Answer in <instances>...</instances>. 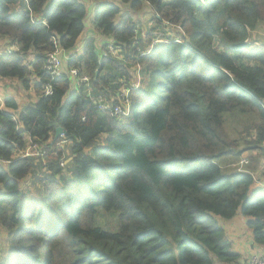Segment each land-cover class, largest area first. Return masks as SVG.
<instances>
[{
    "label": "trees",
    "instance_id": "obj_1",
    "mask_svg": "<svg viewBox=\"0 0 264 264\" xmlns=\"http://www.w3.org/2000/svg\"><path fill=\"white\" fill-rule=\"evenodd\" d=\"M88 1L0 0V40L20 47L0 58V79L38 99L23 107L0 95V160L11 162H0V227L10 234L0 264H241L217 218H247L264 247V184L247 170L224 175L217 161L264 157V43L252 40L264 0L100 1L96 32L123 46L120 58L92 39L79 47ZM147 8L186 42L141 57L152 37L136 44L134 15ZM56 44L77 57L53 81L45 65ZM140 64L149 81L131 93V115L98 111L94 97H117ZM71 69L90 82L74 89ZM226 119L241 125L234 136ZM59 127L66 135L53 142ZM30 147L46 156L20 157Z\"/></svg>",
    "mask_w": 264,
    "mask_h": 264
},
{
    "label": "built area",
    "instance_id": "obj_2",
    "mask_svg": "<svg viewBox=\"0 0 264 264\" xmlns=\"http://www.w3.org/2000/svg\"><path fill=\"white\" fill-rule=\"evenodd\" d=\"M102 1H105V0H102ZM199 1L201 4L206 3V0H199ZM153 18H159V17L155 13ZM153 18L151 20L153 24H150L151 31L150 33H146L145 35L143 33L144 28H141L139 24H136L137 25V31H136L137 37L135 40L136 44L141 39L147 38L149 36L152 37V42L147 47L148 50L141 51L140 53L141 57L148 56L151 53L152 48L157 46L159 43H164V44H169L172 42L182 43L175 36L170 35V33L163 35V37L161 34H158L159 33L158 30L160 28H157V27L161 26L165 30L174 31V29L178 30L176 26L170 24L169 22H163L161 25H158L153 20ZM38 21L39 20L32 17V23L36 24L38 23ZM179 31L181 32V30ZM101 45L105 46L106 52L112 55L113 58H120L122 56V53L124 54L123 46L120 44H117L113 40L108 43L106 42H103V43L100 42L99 44L97 43L98 48H102ZM0 46H2L3 48L5 47L3 51H1L0 49L1 57L4 55L13 54L19 51L20 49V47L17 44L5 38H2L0 40ZM137 51H139V49ZM75 57H77V54L68 53L56 44L55 51L52 53H49L47 56V63L45 65V71L49 74V76L52 77L53 81L60 80L63 78V75L65 74V63ZM139 69H140L139 65L135 67L133 71L137 70V74L131 73L132 77L130 79V82L127 80H123V82H121V88L117 94V97H112L111 101H108L104 99L103 97H97L96 99L94 97V100H95L94 105L98 109V111L103 112V113H109L112 117L119 119V120L128 118L131 115L132 101H131L130 95L132 92L138 91L141 88L142 82H143V73H142V70L140 71ZM69 75L72 77L74 89H78L80 88V86L84 84H88L90 82V78L88 76H81V72L78 69H71L69 71ZM52 93H53V88L51 84H48L47 86L44 87V95L46 97L52 95ZM91 94H92V91H90L89 95ZM1 132H2V127L0 126V133ZM64 136L65 135H62L60 138H64ZM62 143H63V146H60L61 147L60 149H62L65 145L64 144L65 142H62ZM33 149H34L33 147H30L25 152H21L20 157L24 158V157H30V156H35V157L46 156V153L39 154V151L37 150L32 151ZM0 162L2 164H7V165L11 163L9 161H4V160L3 161L0 160ZM247 162L248 160L241 161L240 166H246L248 164ZM244 264H264V254L253 256L248 261H246Z\"/></svg>",
    "mask_w": 264,
    "mask_h": 264
},
{
    "label": "rangeland",
    "instance_id": "obj_3",
    "mask_svg": "<svg viewBox=\"0 0 264 264\" xmlns=\"http://www.w3.org/2000/svg\"><path fill=\"white\" fill-rule=\"evenodd\" d=\"M151 10L150 13H148L147 11V14L144 15V16H147L145 19L143 20H140L138 21L136 24H139V26L141 28H144L143 30V33L144 35L146 33H150L151 31V26L150 24H153V22H151L153 16H154V11L149 8ZM149 15V16H148ZM137 19L139 20V16L137 17ZM88 23L95 27V21H94V16L92 13L89 14V18H88ZM178 30L174 29V31H168V30H165L163 28L159 29L158 30V34H161L162 37L163 35L167 34V33H170V35L172 36H175L180 42H186V40L188 39V34L185 32V30L181 27H178L176 26ZM158 28V27H157ZM90 29V26H86V30H89ZM181 30V32L179 31ZM87 32L85 31L84 35L86 34ZM84 35L82 36L79 44L85 42L83 41L84 39ZM91 35L90 34H87V36L89 37ZM147 40V39H146ZM252 40H254V42H258V43H264V30L262 28H260L256 33H253L252 34ZM146 45V48L148 47L147 43L145 44ZM102 48L105 49V46L104 45H101ZM141 51H143V49H140ZM140 71L144 70L145 67L144 65L140 64ZM133 71V70H132ZM131 71V72H132ZM132 74H137V70L133 71ZM141 75V73H140ZM16 80V81H15ZM10 81H15L16 84H10L9 82ZM149 81V77L145 76L143 74V82H142V86L143 87L145 84H147ZM0 91L10 87L9 89V92L10 93H7V92H3L2 93V102L3 101H7V100H10V97H14V95H16L15 97H17L19 99V101L21 102L22 106L23 107H32L35 105V103L38 101V99H35L33 97V93L32 92H28V91H23L21 90L19 87H20V83L17 79H14V80H1L0 79ZM19 88V89H18ZM226 123H227V128H228V133L232 136L235 135V131L236 130H240L241 128V125L237 124L235 122L234 119H226ZM65 137V136H64ZM107 137V135H104L102 138L103 140ZM60 146H63V143L60 142L58 145H57V148H61ZM242 149H240L241 151ZM258 152V151H257ZM85 153H89V150L87 149ZM68 154V155H67ZM67 154H66V159H63L62 161V164L63 166H66L67 168L69 166H71V163H72V154H71V151H67ZM56 155V154H55ZM256 153L254 152H244V154H242V158L243 160L247 161L246 158L248 160H251L249 161V164L247 166H240V164H236V165H229L228 163H225L224 160H218V164L220 166L223 167L222 169V172L224 175H230L232 174L233 172H236V170H240L242 171L243 169L244 170H247L249 171L250 173H253L255 177H257V179L259 180L258 176H257V171H258V168H260L261 164L264 163V157H256ZM242 160V161H243ZM241 161V160H240ZM248 163V162H247ZM228 165V166H227ZM258 167V168H257ZM256 179V180H257ZM25 185H28L26 182H25ZM30 185V184H29ZM23 186L22 188H24L25 190V194L28 196V195H33L36 193V190L32 189V186ZM31 188V190H30ZM34 192V193H33ZM218 219V222L223 226L224 224H227V222H229L230 220H226V219H223V218H217ZM9 237H10V234L9 232L3 230V228L0 227V262L3 261L5 258H6V254H7V251H8V246H9ZM250 258H248L247 260H249ZM246 259L243 260L241 262V264H244L246 261Z\"/></svg>",
    "mask_w": 264,
    "mask_h": 264
},
{
    "label": "crops",
    "instance_id": "obj_4",
    "mask_svg": "<svg viewBox=\"0 0 264 264\" xmlns=\"http://www.w3.org/2000/svg\"><path fill=\"white\" fill-rule=\"evenodd\" d=\"M100 1H102V0H90V1H88L87 4H88V8L90 9V13H92V14L94 13L95 8L98 5V2H100ZM110 1H114V0H110ZM147 11H148V13L151 12V10L149 8H147V10L144 13H142L141 15L136 13L134 15L135 22L137 23L138 21L145 19L147 16H144V15L147 14ZM138 16H139V20L137 19ZM87 25L90 26V29L86 30L87 33L84 35L83 41L86 42L89 39H92V40H95L96 43L99 44L100 42L108 43V42L113 40L108 36H103V35L97 34L96 25H95V27L91 26L89 23L86 24V26ZM90 33H91V35L88 37L87 34H90ZM85 42H83L82 44L80 43L79 47L84 46ZM0 49H1V51H3V49H5V47L3 48L2 46H0ZM0 58H1V56H0ZM3 81H5V80H3ZM9 83L10 84H14V83L16 84L15 81H10ZM0 88H1V86H0ZM9 89H10V87L0 91V95L2 96L3 92L10 93ZM15 96L16 95H14V97ZM10 99H12V97H10ZM251 163H252V161H251ZM263 170H264V163L261 164L260 168H258V171H257V176H258L259 180L256 177L257 181L261 184V186H262V184H264V179L261 177L262 176L261 173ZM247 220L248 219L243 217V216H238V217L230 220L229 222H227V224L223 225V228L226 231V235H227L228 240H230L231 243L233 244L234 251L243 255V259H246V260L248 258L253 257V256L264 254V247L258 246L254 243L253 232L247 226Z\"/></svg>",
    "mask_w": 264,
    "mask_h": 264
},
{
    "label": "water",
    "instance_id": "obj_5",
    "mask_svg": "<svg viewBox=\"0 0 264 264\" xmlns=\"http://www.w3.org/2000/svg\"><path fill=\"white\" fill-rule=\"evenodd\" d=\"M62 135H66V131L62 127L57 128L53 142H55Z\"/></svg>",
    "mask_w": 264,
    "mask_h": 264
},
{
    "label": "clouds",
    "instance_id": "obj_6",
    "mask_svg": "<svg viewBox=\"0 0 264 264\" xmlns=\"http://www.w3.org/2000/svg\"><path fill=\"white\" fill-rule=\"evenodd\" d=\"M4 56H7V55H4ZM4 56H3V57H4ZM141 88H142V87H141Z\"/></svg>",
    "mask_w": 264,
    "mask_h": 264
}]
</instances>
